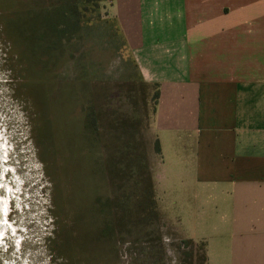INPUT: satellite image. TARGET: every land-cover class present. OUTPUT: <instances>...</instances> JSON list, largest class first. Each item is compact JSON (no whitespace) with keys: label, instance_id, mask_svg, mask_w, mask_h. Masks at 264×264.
<instances>
[{"label":"crops","instance_id":"0c3cea01","mask_svg":"<svg viewBox=\"0 0 264 264\" xmlns=\"http://www.w3.org/2000/svg\"><path fill=\"white\" fill-rule=\"evenodd\" d=\"M145 83L158 210L204 264H264V0H104Z\"/></svg>","mask_w":264,"mask_h":264},{"label":"rangeland","instance_id":"374dc122","mask_svg":"<svg viewBox=\"0 0 264 264\" xmlns=\"http://www.w3.org/2000/svg\"><path fill=\"white\" fill-rule=\"evenodd\" d=\"M19 2L9 0L13 7ZM105 6L101 0L82 12L80 37L72 39L71 55L56 65L21 63L0 31V264H64L61 242L67 238V224L60 214L64 218L78 212L89 200L81 184L73 201L64 200L68 186L63 157L67 147L72 148L70 132L83 114V104L99 114L105 126L119 117L120 132H101L99 141L132 140L137 152H145L154 181L160 163L153 149L155 87L141 79L116 26L104 16ZM35 99L42 105L38 116ZM123 159L114 156L115 165ZM125 182L123 176L121 185ZM141 229L121 242L120 264H202V242L185 243L177 224L160 212L156 228ZM67 245L76 258L73 264H85L79 260L83 253L92 258L91 264H105L110 258L93 236L84 251L74 235ZM141 252L156 253L158 261ZM130 254L137 256V263Z\"/></svg>","mask_w":264,"mask_h":264},{"label":"trees","instance_id":"16d2710c","mask_svg":"<svg viewBox=\"0 0 264 264\" xmlns=\"http://www.w3.org/2000/svg\"><path fill=\"white\" fill-rule=\"evenodd\" d=\"M100 1L20 0L19 5L13 7L9 0H0V31L21 63L27 66L31 63L56 65L58 60L71 55L72 50L68 52L72 45L71 41L80 37L82 12L89 4L92 8L97 7ZM40 72L38 74H41ZM40 93L42 95V92ZM153 95L157 100L156 88ZM35 101L38 116L39 105L41 111L42 105L38 99ZM82 110V116L76 120L70 132L72 148L68 146L63 157L62 168L68 186L64 200L73 201L80 184L89 200L87 204H83L81 210L78 209V212L66 214L64 218V214H60L61 221H66L67 224V229H63L67 238L64 236L61 242L64 243L62 259L64 264L76 262L74 252L71 253L70 246L67 245L69 235L75 236L81 251H84L87 243L89 249V238L93 236L107 248L106 252L110 258L105 264H120L121 242L128 239L135 229L140 227L143 231L148 225L156 228L158 223L159 210L151 169L145 152L142 149L137 152L132 140L124 143L119 137H113L111 142L106 141L105 144L99 141L101 132L107 130L120 132L119 117L113 116L110 123L105 126L95 111L89 110L84 104L81 106ZM153 149L159 154L157 140L153 143ZM114 156H122L124 159L115 165L117 162ZM123 176L126 182L122 186ZM54 190L56 203V188ZM184 241L189 243L192 240ZM83 254L85 256L79 260L91 264L92 258L87 253ZM143 257L151 259L154 263L158 261L156 253L145 252ZM136 258L137 256H134L131 262L137 263ZM204 262L203 251L202 264Z\"/></svg>","mask_w":264,"mask_h":264}]
</instances>
